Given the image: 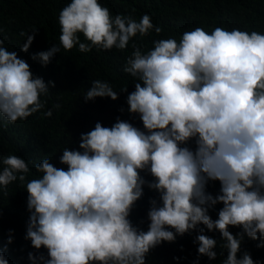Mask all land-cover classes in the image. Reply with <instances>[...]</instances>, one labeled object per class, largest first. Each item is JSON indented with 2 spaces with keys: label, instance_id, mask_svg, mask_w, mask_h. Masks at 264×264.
<instances>
[{
  "label": "clouds",
  "instance_id": "obj_1",
  "mask_svg": "<svg viewBox=\"0 0 264 264\" xmlns=\"http://www.w3.org/2000/svg\"><path fill=\"white\" fill-rule=\"evenodd\" d=\"M58 23L59 46L33 54L44 66L61 47L124 51L133 37L163 31L147 13L139 20L131 14L113 17L100 0H71ZM20 35L27 37L21 49L27 52L35 34ZM153 44L145 53L132 41L123 69L137 81L127 104L143 130L119 118L111 127L97 122L81 133L79 149H63L59 159L67 170L44 158L35 164L40 176L31 180L23 157L0 155V191L6 195L16 181L25 185V239L37 250L47 249V257L30 252L32 264H146L152 249L201 224L221 233L220 247L228 250L223 264H256L250 253L237 254L245 235L264 237V34L196 27L179 41ZM3 45L0 39V117L15 123L45 108L41 96L55 81L34 76L26 60ZM97 97L117 100L119 93L96 79L84 99ZM41 115L51 117L53 111ZM193 140L195 148L189 146ZM142 171L154 179L147 181ZM210 180L220 182L219 194L206 190ZM145 184L160 194L159 201L150 200L147 231L130 219ZM218 203L223 207L213 220L209 209ZM229 226L242 231L233 234ZM204 231L199 228L194 243L199 255L215 260L217 241ZM0 264H9L2 250Z\"/></svg>",
  "mask_w": 264,
  "mask_h": 264
},
{
  "label": "trees",
  "instance_id": "obj_2",
  "mask_svg": "<svg viewBox=\"0 0 264 264\" xmlns=\"http://www.w3.org/2000/svg\"><path fill=\"white\" fill-rule=\"evenodd\" d=\"M110 9L113 17L117 14H131L139 20L144 14H149L154 25L163 31L157 35L153 30L149 35H137L132 41L140 44L143 52L154 47L153 41L174 37L179 41L185 31L196 27L204 28L209 33L215 27L227 30L239 28L244 31H257L264 34V0H100ZM71 3V0H0V39L3 47L15 51L18 57L26 60L34 76L42 77L45 82L55 81V87L50 86L49 94L41 96L47 101L45 108L29 116L26 120L10 123L0 117V155L10 154L23 157L31 169L27 180L40 176L35 164L44 158L57 167L67 170V165L60 162L63 149H79L81 133L91 131L97 122L105 127H111L117 118L129 121L143 130V122L138 114L128 111L127 96L135 90L137 82L130 74L124 72L126 59L132 52V41L126 50L116 48L97 51L95 48L88 53H80L78 45L70 51L54 54L51 62L44 66L33 54L47 51L54 45L59 46L61 35L58 17L60 11ZM134 10V11H133ZM35 34V39L27 52L22 46L27 42L26 36ZM81 42L87 43L83 34ZM107 81L114 91L119 93L117 100L110 97H97L85 101L84 95L91 87L93 80ZM127 88V91H122ZM55 104L61 107L56 109ZM52 109L51 117H43L42 112ZM123 109V111H121ZM195 148V141L190 142ZM147 180L154 178L150 173L142 171ZM220 182L209 181L206 190L213 195L219 194ZM7 194L0 191V250L9 260V264H32L28 254L47 257V249H35L31 241L25 239L30 213L27 209L28 192L25 185L19 181L7 186ZM159 192L144 185V195L139 199L130 215L134 225L147 231L150 221L148 211L150 200L159 201ZM223 207L218 203L209 209L213 220L218 218ZM199 228H204L203 234L217 241L215 251L217 257L210 260L206 255H199L198 244L194 243L199 234ZM13 230V231H9ZM174 231V229H172ZM233 233H239L242 228L229 226ZM9 236L12 242L8 243ZM221 233L210 231L203 224L196 230L177 236L173 242L165 241L152 249L146 257V264H223L228 250L222 249ZM264 242V237L253 240L247 235L241 242V250L237 254L242 257L244 252L251 254L256 264H264V247H257ZM179 257V259H176Z\"/></svg>",
  "mask_w": 264,
  "mask_h": 264
}]
</instances>
